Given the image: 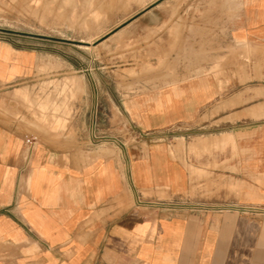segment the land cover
Returning a JSON list of instances; mask_svg holds the SVG:
<instances>
[{
  "label": "crops",
  "instance_id": "0c3cea01",
  "mask_svg": "<svg viewBox=\"0 0 264 264\" xmlns=\"http://www.w3.org/2000/svg\"><path fill=\"white\" fill-rule=\"evenodd\" d=\"M5 3L0 264H264V99L238 108L245 88L264 98V0ZM159 64L164 82L116 103L86 78L65 132L4 87Z\"/></svg>",
  "mask_w": 264,
  "mask_h": 264
},
{
  "label": "rangeland",
  "instance_id": "374dc122",
  "mask_svg": "<svg viewBox=\"0 0 264 264\" xmlns=\"http://www.w3.org/2000/svg\"><path fill=\"white\" fill-rule=\"evenodd\" d=\"M117 3L111 2L110 10ZM5 7V0H0V30L8 28L5 24ZM95 19L97 18L95 17ZM99 28L101 29V27H95V30ZM109 28L111 34L117 30L112 26ZM46 29L47 32L53 33V27H46ZM114 44L117 46V49H124L123 44H121V47H119L117 42ZM131 47L132 43L126 47L127 54L129 55L127 61L134 62V51ZM161 68L165 71V66L159 64V67L147 66L145 68L146 71L142 72L140 71L141 68H139V72H134V69L131 68L125 73H110L109 75L33 74L16 77L11 82L5 84L4 87L8 90L6 95L11 103H20V106L31 114L35 121V123L31 122L30 124L33 128L39 129L38 125L42 123L50 130L61 129L65 132L69 129L70 101L75 98V93L78 97L81 96L86 78L90 80L92 76L94 81L109 83V90H99V96L101 97L102 92L104 94L109 93L111 100L116 103L120 98L127 100L135 93L164 82L165 74L157 73ZM260 96L261 92L259 90L254 88L243 89L239 92L238 108L257 103L264 99ZM111 108L113 112V114L111 112V125H115V130L121 133L120 138L122 141L127 144L135 142L138 138V131L128 120L119 127L117 125V109L114 105ZM15 115L21 116V112L15 109ZM255 116H264V111Z\"/></svg>",
  "mask_w": 264,
  "mask_h": 264
},
{
  "label": "built area",
  "instance_id": "2783aa9c",
  "mask_svg": "<svg viewBox=\"0 0 264 264\" xmlns=\"http://www.w3.org/2000/svg\"><path fill=\"white\" fill-rule=\"evenodd\" d=\"M27 142H28L29 144H32V143H33V140L27 139Z\"/></svg>",
  "mask_w": 264,
  "mask_h": 264
}]
</instances>
